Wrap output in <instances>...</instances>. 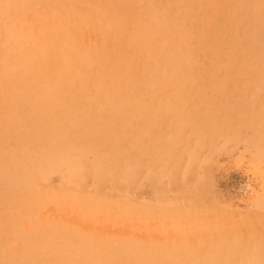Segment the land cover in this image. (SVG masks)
<instances>
[{"label": "rangeland", "instance_id": "1", "mask_svg": "<svg viewBox=\"0 0 264 264\" xmlns=\"http://www.w3.org/2000/svg\"><path fill=\"white\" fill-rule=\"evenodd\" d=\"M0 264H264V0H0Z\"/></svg>", "mask_w": 264, "mask_h": 264}]
</instances>
